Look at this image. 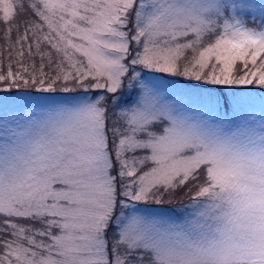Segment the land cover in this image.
<instances>
[{
  "label": "snow or ice",
  "instance_id": "1",
  "mask_svg": "<svg viewBox=\"0 0 264 264\" xmlns=\"http://www.w3.org/2000/svg\"><path fill=\"white\" fill-rule=\"evenodd\" d=\"M0 24V264H264V114L192 115L144 72L238 111L264 0H0ZM183 189L178 219L135 203Z\"/></svg>",
  "mask_w": 264,
  "mask_h": 264
},
{
  "label": "rangeland",
  "instance_id": "2",
  "mask_svg": "<svg viewBox=\"0 0 264 264\" xmlns=\"http://www.w3.org/2000/svg\"><path fill=\"white\" fill-rule=\"evenodd\" d=\"M4 25L0 24V28H3ZM126 30V29H125ZM13 39H15V34H13ZM0 45L4 46V57H3V67L4 70H7V65L9 63L7 56V44L5 40L0 39ZM45 52L50 49L44 45L42 46ZM37 65L40 63L39 57H34ZM25 60H28L26 55ZM15 70V68L13 69ZM146 75L145 82H152L154 84L166 86V90L171 92L176 100H178L192 115H197L199 113H204L206 116H213L216 120L228 119L230 121L236 122L241 117L248 116L249 114L255 115L257 119L264 114V89H260L259 85H244V86H235L241 90L242 100L241 106L238 111H224L222 109H217L212 100L208 97L207 92L204 90L192 87L185 81V78L180 76H171L167 73L154 72L152 70H144ZM193 84L196 82H192ZM102 90H92L88 95H94L96 92ZM7 96V94H4ZM51 95V97L57 101L62 100H71L77 93H64L57 92L54 94H44ZM13 97L9 96L8 99ZM15 107L10 105L8 109L10 114L11 108ZM143 154L141 150L137 151V155ZM173 197H165V203L162 205L144 203V202H135L136 206L140 209L142 213H159L172 216L174 218H179L180 215L186 211H191L190 208V194L187 193V189L178 190ZM182 193L184 195H182ZM171 201L170 203L168 201ZM22 223H27L22 221Z\"/></svg>",
  "mask_w": 264,
  "mask_h": 264
},
{
  "label": "trees",
  "instance_id": "3",
  "mask_svg": "<svg viewBox=\"0 0 264 264\" xmlns=\"http://www.w3.org/2000/svg\"><path fill=\"white\" fill-rule=\"evenodd\" d=\"M177 193H179V192H177ZM182 195H184V194L182 193Z\"/></svg>",
  "mask_w": 264,
  "mask_h": 264
}]
</instances>
